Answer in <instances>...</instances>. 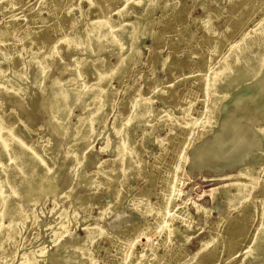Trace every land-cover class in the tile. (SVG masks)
<instances>
[{
  "label": "rangeland",
  "instance_id": "1",
  "mask_svg": "<svg viewBox=\"0 0 264 264\" xmlns=\"http://www.w3.org/2000/svg\"><path fill=\"white\" fill-rule=\"evenodd\" d=\"M126 1L0 0V80L5 81L0 115L16 137L43 155L49 164L47 173L58 175L54 193L41 195L36 204H25L31 219L17 224L13 241L5 237L0 242V264H21L22 257L32 251L42 255L38 264H65V250L56 251L53 239L82 238L85 226H100L103 234L88 245H75L74 256L81 261L71 264H178L185 256L191 259L211 235L215 241L190 264H247L241 258L251 248L264 208V110L248 103L246 88L233 92L227 106L222 97L230 76H220L211 87L208 81L212 78H205L204 73L210 63L219 70L235 47L244 50L247 39L256 36L264 22V0H154L151 8L139 5L140 0H130L126 13L118 16L117 10ZM97 17L112 23L119 20L128 30L134 20L143 18L149 33L138 44L125 33L122 50L97 55L95 44L85 49L87 41L82 36ZM35 34L41 38L27 40ZM66 36L68 40H61ZM259 52L264 55V45L253 55ZM121 58L124 64L119 69ZM74 64L77 84L98 88V78L105 75L104 88L110 91L87 151L76 140L81 130L76 116L82 109L73 108V130L60 135L46 104L47 85L55 77L65 80L68 67ZM39 65L48 67L42 84L36 83ZM257 87L263 91L264 81ZM143 104L150 114L140 122H130ZM185 107L188 120L183 118ZM230 121L252 142L232 151L228 158L225 155L223 161L193 166L194 150L210 146ZM121 132L133 146L130 160L135 171L128 177L120 167L123 155L112 158V153L102 150ZM74 164L82 165L80 171L85 175H93L89 187L73 180ZM244 166L251 167L252 179L237 174ZM174 172L179 180L167 202L163 197L171 191ZM235 180L248 183L246 198L219 220L217 204L224 193L216 191L212 198L209 190ZM106 187L117 191L116 196L106 192ZM229 190L234 192L235 187ZM78 198L81 202L75 205ZM15 202L20 204L18 197ZM150 204L159 212L143 214L136 209V205ZM102 211L105 213L99 215ZM66 212L71 217L62 230L59 222ZM185 212L189 213L187 231L179 218ZM2 223L7 225V219ZM146 224L149 229L142 233ZM171 229L183 232L188 240L183 245L182 235L168 240ZM42 257L46 259L42 261ZM262 261L255 264H264Z\"/></svg>",
  "mask_w": 264,
  "mask_h": 264
},
{
  "label": "bare ground",
  "instance_id": "2",
  "mask_svg": "<svg viewBox=\"0 0 264 264\" xmlns=\"http://www.w3.org/2000/svg\"><path fill=\"white\" fill-rule=\"evenodd\" d=\"M130 2V0L126 1V3L117 10L118 16H122L126 13L127 7ZM140 4L145 5L144 7L151 8L155 3L154 0H140L139 5ZM141 14V17H143L144 14ZM138 19L134 20L130 24L129 30L125 29L124 24L119 20L116 21V23H112L109 18L104 17H97L96 19L91 20L87 28H85L82 33V36L87 41V46L85 49L95 44L96 50L94 49V51H97V55L102 51H108L110 54H115L117 50H122V48L124 47L123 40L125 33L129 36V39H131L132 42L138 44V42H140L142 38L149 33V26L146 21L143 18H140L139 20ZM8 28L10 30L11 26L8 25ZM255 32V37H249L247 39L244 50L240 51V47H235L233 53H231L229 57L224 61V64L219 70H214L212 63H210L205 70L204 77H207L208 79L212 78L208 81V83L210 82L211 87L214 86V83L217 82L220 76H230L226 81L227 92H224L225 94L223 93L222 97V100H225L227 106L228 104H230L232 93L241 88H244V90H248L247 92L245 91L246 95L244 94L248 103L254 108H261L262 110H264V88L261 87L263 91H259L258 89L260 88L257 87V84L260 81H264V55H261L260 52L257 55H253V52L256 50V48H260V46L264 45V22L259 25L258 30H256ZM39 38H41V36L39 37L38 34H35L31 35L27 40L30 42H35V40ZM68 38L69 37L66 36L61 40H68ZM66 47L71 46L69 45ZM122 58L120 61H118L120 63L119 69L120 66L124 64V59ZM47 68L48 67L42 65H39L37 67L36 72H38V75L36 77V83H41L45 76L47 78ZM68 68L69 76L65 80L60 81L57 79V77H55L52 79L51 83L49 82L50 85H47L48 96L46 98V104L48 106V109L50 110L49 112L52 123L54 122L53 128L55 132L60 135H67L70 131L73 130L74 124L70 122L71 115L73 114V108L77 107L82 109V112L76 116V123H81V130H79L80 132L76 140L78 141V146L84 151H87L90 145L91 133L94 131V128L100 120V116L104 110V104L108 102L110 98V91L104 88V82L106 79L105 75H100V77L98 78V82L100 84L98 88H94L92 85L89 87H82L77 84L79 82V78L76 75L78 68L77 64H74V66ZM84 69L88 70L86 68ZM117 70L115 71V73L117 72ZM1 77L2 76H0V78ZM4 83H2V80H0V91H2V86ZM44 87L39 84V89L42 88V90L45 91L46 87ZM217 94L219 93L217 92ZM224 106L226 107V105H223V107ZM187 110L188 107L182 108L183 118L185 120H188V118H186L185 116ZM149 114V108H147L144 104L139 105L136 108V112L133 113L130 122L132 120L140 122ZM238 131L240 130H238V128L235 127V125H233L231 121L228 122L225 125V128L222 129L220 135L216 137L215 140L213 138L214 142H212L210 146L202 150H194L192 165L198 167L203 165V163H205L206 161H208L209 164L213 162L216 163L217 161H223L222 159L225 155H228L227 157L225 156L226 158H228L231 155L232 151L237 149H244L246 147L245 144H250L251 140L250 137L246 135V133H241L242 131H244L243 129L242 131H240V133ZM145 134L146 131L145 129H143V137L145 136ZM229 139L231 143H229ZM253 139L257 140L255 136L253 137ZM228 147L230 148L228 149ZM221 148L227 149L222 151ZM102 150L112 153V158H118L123 155L122 158L124 159V163L120 167L123 172H126L124 173V176L128 177L129 175L133 174L132 171H135V167L130 160V155L133 153V146L131 145L130 140H128L127 137L123 136L122 132L117 133L115 138H111V140H108V142H106L104 146H102ZM48 167L49 164L46 162L43 155L36 152L33 149L32 145L30 146L20 138L16 137L11 127L2 119L0 115V242L5 237L8 238L9 242H12V239L16 234L17 224L22 223L25 219H31V216L28 217V211L25 208V204H36L38 198L41 195L43 196L44 194L46 195L55 192L57 188L56 181L58 179V175H56V173H47V171L49 170ZM81 167L82 165L74 164V166L71 168V172H74L73 174L75 176L73 177V180L75 181V183L81 184L83 188H87L94 182V178L92 174L85 175L83 172H81ZM71 172L70 174H72ZM175 172L173 180L174 182H172V184L170 185L171 191L165 194V196L163 197V200L167 202L171 201L173 193L175 191L174 183L179 180L178 173L176 174ZM237 174L247 177L248 180L252 179V169L250 166L242 167L237 172ZM112 177L114 179H117V176L115 175H113ZM232 186L235 187L234 192H230L229 190V188ZM247 186L248 183L241 184L238 182V180H235L230 183L219 185L218 187H213L211 188V190H209V194L212 198L215 197L216 191L221 190L224 193V199H222L217 204L219 220H221L226 210L231 207H235L246 198ZM20 191H23V195L19 194ZM105 191L110 193L114 197L117 194V191H113V188L106 187ZM69 193H71V190L68 192V194ZM16 197L19 198L20 204L15 202ZM80 202L81 200L78 198L75 202V205L80 204ZM53 205H55V200L53 201ZM136 209L143 214L159 212V210H157L151 204L143 207H141V205H136ZM196 210L198 209L196 208ZM104 213V211L99 212V215H103ZM106 214L108 215L109 212H106ZM129 214L130 212L128 213V216H130ZM188 215L189 213L185 212L182 216H179L180 220L184 224L185 231L189 229V225L185 222V219L188 217ZM70 217L71 214L69 212H66L61 218L59 226L62 230H65ZM4 219H7V225H4L2 223ZM148 229L149 225H144L142 233H145ZM162 229V226L159 225L160 232H162ZM102 234L103 231L100 226H96L93 228L85 226L84 237L82 238L71 235L69 240L65 239L64 241H60L56 240L57 237H55L53 239V241L55 242L54 248L56 249V251L60 250L62 247L64 248L65 254L63 256V259L65 261V264H71L74 262V260L80 262L81 259L74 256V254L76 253L74 251V246L76 245L78 247L77 244L80 242L88 245L93 242L94 238L97 235ZM178 235H182L184 237H180V244L183 245L185 241L188 240V236L183 235V232L181 231L175 229L169 230L167 239L169 240L170 238ZM214 241L215 238L211 235L209 237V240L201 243L200 249L194 253L191 259L188 260L185 256L183 261L178 264H190L192 260L197 257L200 251L205 248V246H207L209 243H213ZM147 246L149 248H152L151 244H148ZM41 256L42 255L32 251L28 255L22 257L21 264H38V259L41 260ZM45 259V257H42V261H44ZM242 260H245L247 264H255L259 261L264 260V208L261 212L259 224L257 225L252 236L251 248L249 252L247 251L242 256L241 261ZM262 262L264 263V261ZM91 264L96 263L92 262Z\"/></svg>",
  "mask_w": 264,
  "mask_h": 264
}]
</instances>
